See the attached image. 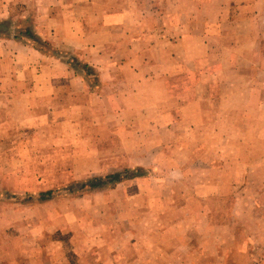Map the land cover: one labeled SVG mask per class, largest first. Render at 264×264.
Listing matches in <instances>:
<instances>
[{
	"label": "rangeland",
	"instance_id": "obj_1",
	"mask_svg": "<svg viewBox=\"0 0 264 264\" xmlns=\"http://www.w3.org/2000/svg\"><path fill=\"white\" fill-rule=\"evenodd\" d=\"M2 237L264 264V0H0Z\"/></svg>",
	"mask_w": 264,
	"mask_h": 264
},
{
	"label": "crops",
	"instance_id": "obj_2",
	"mask_svg": "<svg viewBox=\"0 0 264 264\" xmlns=\"http://www.w3.org/2000/svg\"><path fill=\"white\" fill-rule=\"evenodd\" d=\"M4 239H7V238L2 237V238H0V241H2V240L4 241ZM9 245L14 247V243H11ZM9 245H8V243L4 244V242L0 243V264H14V262H16V264L30 263V259L28 257H26V255H25L26 251L23 249V247H24L23 245H21L22 249H20V251H17V249L15 247H14V249H10L9 247H6ZM21 247H17V248H21ZM27 254H29V253H27Z\"/></svg>",
	"mask_w": 264,
	"mask_h": 264
}]
</instances>
